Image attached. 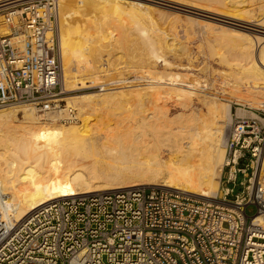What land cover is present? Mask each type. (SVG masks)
Instances as JSON below:
<instances>
[{"label": "built area", "instance_id": "built-area-1", "mask_svg": "<svg viewBox=\"0 0 264 264\" xmlns=\"http://www.w3.org/2000/svg\"><path fill=\"white\" fill-rule=\"evenodd\" d=\"M0 16V107L75 120L62 86L57 0L0 1ZM260 110L231 123L215 202L138 185L55 198L18 221L0 212V264H264Z\"/></svg>", "mask_w": 264, "mask_h": 264}, {"label": "bare ground", "instance_id": "bare-ground-1", "mask_svg": "<svg viewBox=\"0 0 264 264\" xmlns=\"http://www.w3.org/2000/svg\"><path fill=\"white\" fill-rule=\"evenodd\" d=\"M0 1H4V0H0ZM131 1H129V3ZM143 1L150 2L153 4L155 3V4L163 5V6H169V7L177 9L178 11L183 10L184 12L186 11L185 6H187L190 9L188 13H192V14L197 13L198 16H200L201 18H204V19H208L205 16V13H208L211 10L215 16L214 19H212V20L208 19V21H205L204 19L203 20L200 19L203 22V23H201V25L208 26V28H209L210 25L212 24L210 21L220 23L222 25L221 28H224L223 31H225L229 34H232L238 38L237 40L236 39L235 40L231 39L232 41L228 40V42L232 44L230 46L234 49L233 52L235 54L233 56H235L234 59H236L232 63V66H233L232 68H234V69L231 70L232 71L231 78L236 80L240 84H246L252 93L254 92V93H256V95L257 94L261 95L263 99L258 100L257 98L252 97V96H254V93L251 97L250 96L245 97V95H243V96L242 95H233V94L231 95L230 93L224 94V93L219 92V91L205 92V93H207L208 96L202 95L203 97L198 99L199 93L196 92L195 87H192L193 78L191 79L192 82H190L188 80V77L185 75L184 76V77H186L185 79H187L189 82L187 80L186 81L185 80H183V81L179 80V82L175 81L176 82L175 84L180 85L181 88L183 87L182 89H178L176 91V92L180 93L181 95L177 100H172L170 97L171 100L166 102V107L168 105L169 110L172 109L171 108L172 106H175V108H176V106L180 107V108H188V109L192 110V112L195 115L188 116V117H186V116L181 117V119L179 120L180 123L173 126V127H170V126L169 127H161V126L155 125L149 131V134H148L151 136H155V135L165 136L164 139H166V140H164V141H166L167 143H165L164 145H166L167 150L164 151L161 148H159V149H156L154 151H151V153H149L150 154L149 156H147L148 151L145 150V151H147L145 154L147 157L146 156L144 157V155H143V157L141 156L142 157L141 158V157H139L141 154H139L136 151V149L140 148L139 144H141V141L137 140L138 138H142L139 133L132 132V129L120 132L117 130H112L113 128L111 129L109 127L108 129L104 130V140L105 141L111 142V140L114 137L115 138L117 137V140H119L120 134L122 133L123 136H125V138L127 139V141L130 142V144L128 145L127 141L123 144V147L126 150H128V152H126V151L123 152L124 149H122V155H121L122 157L121 158L117 159V158L112 157V156L111 157L107 156V158L110 157L108 162L111 161V164H110L111 166L106 165L107 163L105 162L106 164H104V165L101 164V165L102 166L106 165V166L103 168L99 167V169L88 167V165L90 163L88 165H86L87 161L83 158L85 156H83L82 158L86 162L82 161L83 160L82 158H79L77 151L73 150L77 153H72V150L69 149L70 147H74L73 145L75 144L73 142L74 143L73 145H68L69 141L71 139H73L74 141L77 140L76 142H78V143H82V144H80V146L84 145L85 148L88 147L85 139L82 140L81 139L82 137H80L79 135H78V137H76L78 134V130L76 131L77 134L75 136V134H74L75 128H68L67 127L68 129H66V128L61 129V128L52 127V125L45 126L44 124L43 125L40 124V122L50 123V124H53V123L56 124L57 122L54 118L46 119L49 122L41 121V119L38 118V116L40 117V115H36L34 108L28 104H26V105L25 104L14 105V106H8L7 108H1L0 109V212H1L2 217L5 220H7V221H18V220L22 219L31 210L35 209L36 207L40 206L43 203L48 202L49 200H52L55 198H61V197H65V196H71V195L88 193V192L138 186V184L139 185H159L162 183L159 182L157 180V178L160 177L161 174L167 175V178H166V180L164 179V181H163L164 184L162 186L168 185V188L170 186V189H172V190L183 192L187 195H194L197 198H203V199H206L207 201H210V202H215L214 199L217 198L216 195L218 194L217 192L219 191V188L215 192L216 187H217V183L215 181H213V179H215V177L218 174L217 171L215 170L216 163H218L220 161V158L222 157V151H221V148L219 147V143L221 140L220 135L222 132V128L224 127V124H223L224 119H222V118H224L227 115L228 110H229V108H227L229 106L225 107L224 106L225 104L223 105L222 103L218 102L217 99L219 100L221 97V99L225 98L231 102L235 101V102L244 103L245 105H249V106L255 107L257 109H263L264 108V0L261 3H259V5L257 6L258 7V9H257L258 15H256V16H254L253 13H250V11L248 9L247 10H241L238 8L235 9L236 6L234 8H232L234 6L233 4H231V3H233L232 0H230L231 3L229 2V0L228 1L227 0H220V1L217 0L219 2V5H217V6L206 5L202 2H198V1H194V0H143ZM121 2L123 3V1H121ZM124 2H126V1H124ZM243 2H245V1H243ZM102 3H104L103 0H81V1H71V0L70 1L69 0L64 1L63 0V1H57L58 14H59V29H58V38H57L58 39L59 56H62V53H63V51H62V53H60V51L62 50L61 48H64V49L67 48V49L71 50L70 53H69V51L67 52L68 54L63 53L64 54L63 58H61L62 60H60L61 67H62L61 79L64 80V83H65V81H67L73 87L71 89H69L67 87L69 90H66V91H71V90H75V89H79V88L81 89L84 87L86 88L87 86L91 87L92 84H90L89 82L93 81L92 83H93V85H95L94 84L95 80H99L98 78L103 77L104 75L106 76V74L111 71V70H107V69L105 70L103 68H100L99 66L89 64L90 60L88 63L86 61V63L84 62L85 64H81L82 59H83L82 57H84V55H86V53H84L85 52L84 50L86 49V47L88 45V44H86V43H88V42H86L88 38L86 39L82 35V33H84V30H85L84 28H83L84 30L81 31L82 30V27H81V30H80L81 32H79V30L77 28L78 25L76 23H78L77 22L78 14L80 13V15H81V12L84 13V11L88 12L87 9L89 8V6H92V7L94 6L93 8L98 6L100 8L102 6ZM115 3L117 4V2H115ZM142 3H144V2H142ZM237 3H239V0ZM100 4H101V6H99ZM130 4H129V6H130ZM104 5H105V3H104ZM145 5H146V3H145ZM241 5H242V2H241ZM141 6H143V5L141 4ZM143 8L145 9V7H143ZM89 9H91V8H89ZM100 9H97V10L99 11ZM104 9H106V8H104ZM251 9H252V7H251ZM136 11H137V9H136ZM139 13L140 12H138V14ZM143 14H145V13H143ZM130 16L132 18V15H130ZM141 17H143V16H141ZM84 18H86V17H84ZM146 18H147V16H146ZM86 19H88V17ZM0 20H1V16H0ZM138 20L140 21L139 18H138ZM91 22H92V20H91ZM134 22H135L134 24L137 26V28L135 30H137L139 28L141 30L140 31L138 29L140 32H142V33L147 32V31H145V29L139 27L136 24L135 20H134ZM72 24H74V25L76 24V27H74V25H72ZM140 24H141V22H140ZM208 24H210V25H208ZM220 24H218V25L221 26ZM82 25H83V23H82ZM219 26H218V28H219ZM4 27H7V26L2 24L1 29L3 30ZM112 29H114V28H112ZM124 29H125V27H124ZM124 29H122V30H124ZM142 33H139L138 37L141 36V41L139 43L141 44V47L143 46V48H144L143 50L145 52L141 50L142 52H144L143 53L144 55L141 57H140V55L137 54L140 57L139 60H142L141 62H145V61L147 62V60L150 61L151 59H154L155 61H161L162 62V58H163L162 56L163 55L162 56L159 55L158 50L159 49H161V51L163 50L161 47L165 41L160 45L159 42H162V41H159V40H161V39H159L157 37L159 39L158 40L159 42H158V41L152 39V36L150 38L148 36L149 34L146 35L147 33L146 34H144V33L142 34ZM114 36H115V34L113 35V37ZM102 38L103 37H101L100 39L102 40ZM220 40H222V39H220ZM228 42L226 40L225 44H227ZM123 43H125V42H123ZM131 43H130V45H131ZM157 43H159V46ZM132 44H134V43H132ZM89 45H91V44H89ZM171 45H170V47H171ZM92 47H93V45H92ZM132 47H133V45H132ZM139 47H140V45H139ZM165 47H166V45H165ZM168 47H169V44H168ZM172 47H173V45H172ZM185 47H186V45H185ZM220 47H221V45H220ZM93 48L96 49V46L94 45ZM166 48H164V49H166ZM67 49H65V50H67ZM168 49H166V51ZM223 50L226 51L224 48H223ZM86 52H87V50H86ZM224 53L226 54V53H228V51L224 52ZM87 54H89V53L87 52ZM127 54H128V52H127ZM160 54H163V53H160ZM100 55L101 54L99 53V56ZM228 56H229V54H228ZM89 57L86 56V58H89ZM133 57H135V56H133ZM224 57H225V55H224ZM86 58L84 57V59H86ZM93 59H94V57H93ZM229 59L232 60V58H229ZM83 61H85V60H83ZM110 61H112V60H110ZM164 61H166L165 58H164ZM74 62L77 63V67H76V65H74L75 67H73L72 64H75ZM167 63H168V61H167ZM118 65H119V63H118ZM115 66L117 67V65H115ZM228 67H230V66H228ZM106 68H108V66ZM164 75H165V73H164ZM166 75L169 76V73L167 74V72H166ZM170 76H173V75H170ZM181 78H183V77L181 76ZM84 79H86V80H84ZM194 80H195V78H194ZM116 82L118 83L120 81L112 79L111 81H109L106 84V85L110 84V86L104 85L106 87L101 88V90L111 89L110 90L111 92H109V93H106V92L100 93L98 91L76 92V93H71L69 95H66L64 99H66L68 101L67 102L68 104L70 103L72 105H77V103H78L77 100H80L82 102V107H89V106L92 107V105H91L92 103H89L88 101L87 102L83 101V99H85V100L90 99V96L87 95L86 93H96L95 98H99V99L101 96L102 97L107 96L106 94H115L116 91H114V90L116 88L121 87V86H113V83H115V85H116ZM62 83H63V81H62ZM239 83H238V87L240 86ZM146 84H150V83H146ZM226 85H228V84H226ZM242 87H244V85ZM242 87L240 86V88H242ZM201 88H203V87H201ZM234 88H235V86H234ZM245 88H246V86H245ZM235 90L237 91V89H235ZM236 91H234V92H236ZM247 91H248V89H247ZM234 92L232 91L231 93H234ZM247 93L249 94V92H247ZM171 94L173 97H175V93H171ZM95 98H93V99H95ZM160 100H161V98H154L151 101V102H153V105H154L153 108L154 109H157V108L160 109L162 107L163 108L165 107V104H164L165 102L163 103V101H160ZM166 100H167V98H166ZM198 100H200L201 104H203L204 106L205 105L207 106V107H205V108H208L206 110H209L210 112H212L214 114L215 121L217 123H219V125H217V123L215 121L214 122L216 124L212 123V121H209L207 119V117L203 116L197 109H192V108H194V106L196 105ZM106 102H108V101L107 100L100 101L101 104H105ZM169 102H172V103L170 104ZM168 109L166 110V108H165L164 110H166V111L161 112V113H163V114L168 113V111H169ZM154 111L156 113L157 110H154ZM137 113H139V112H137ZM153 113H150L151 114L150 116H148L149 115L148 114L144 117H141L139 114V117L137 116L138 120L136 119L137 122H135V124L137 126L149 125L150 120L152 121V123L153 122L156 123L155 122L156 120L154 119L156 116ZM251 114H254V113L251 112ZM222 115L224 117H222ZM14 116L16 118H21V119H14ZM152 119H154L155 121H153ZM68 124H71V123H68ZM68 124H61V125H68ZM222 125H223V127H222ZM163 129H165V130H163ZM70 133H73V134L70 135ZM67 134H69V135H67ZM64 135L69 136L71 139L69 137L64 136ZM72 135H74L76 137V139L74 138V136L72 137ZM59 136H62V137L64 136V138L65 137L66 138L64 139V138L59 137ZM60 138H62V141H63V139L67 140V138H69L70 140L67 141V145H63L64 143H62V144L60 143V140H61ZM115 138H114V141H115ZM79 140H80V142H79ZM224 143H225V141H224ZM75 146L77 148V146L79 147V144H77V145L75 144ZM84 146H82V147H84ZM82 147L81 148L79 147V150L80 149L83 150L84 148H82ZM73 149H75V147ZM113 150H115L114 147H112V149L109 147L107 152L110 154L111 153L113 154ZM133 150L137 152V156L135 155L136 152H134L135 154H133ZM69 151L72 154L71 153L67 154V153H69ZM139 152L143 153V151L141 152V150ZM223 159H224V156L222 158V162H223ZM105 160H107V159H105ZM42 161H48V164H49V162H51L50 163L51 165L53 163H55V166H56L55 169L56 170L59 169L58 167H60V163H62L63 167L61 166V168H64V169H61L60 172H58V173L55 172V170H54L55 174H53V175L51 174L49 177H46V176L43 177L42 176V177H37L35 179L33 177V175H31V174H34L32 172L34 171V169H37V167L44 166V165H41ZM5 162H8V163H6L7 167L5 166L6 164L3 165L6 168H8L9 163L14 165V167L12 165H9V167L11 166L12 168H14V169L11 168L12 169L11 173L14 170V173H15V174H13V175H15L14 177H16V175H18V176L26 177V178H24L22 180L17 179V178H15V179L12 178L11 180H7V178L9 177V174H6V175H8V177L3 175V172L5 171V169H4L5 167H3L2 164ZM222 162L220 164V173H219L220 175H221V170H222ZM44 164H45V162H44ZM51 165H49V166H51ZM11 169H9V170H11ZM9 170H7V171L10 173ZM47 170L50 171V168L47 167ZM51 171H53V170H51ZM35 172L37 173V171H35ZM29 176H32L34 179L32 177H29ZM39 176H41V175L39 174ZM21 177H19V178H21ZM136 177L138 179L141 178L140 183H138L140 180L138 182H135V179L137 180ZM142 178H144V182H142V180H143ZM132 179L134 180V183H138V184L131 183L132 181H130V180H132ZM167 179H168V181H167ZM165 187H167V186H165ZM258 202L261 206H264V193L259 196ZM258 219H259V217L256 218V220H258Z\"/></svg>", "mask_w": 264, "mask_h": 264}, {"label": "rangeland", "instance_id": "rangeland-1", "mask_svg": "<svg viewBox=\"0 0 264 264\" xmlns=\"http://www.w3.org/2000/svg\"><path fill=\"white\" fill-rule=\"evenodd\" d=\"M57 1H63V0H57ZM64 1H68V0H64ZM71 1H81V0H71ZM111 1L112 2L114 1V2L112 3ZM121 1H123V3ZM124 1H126V2H124ZM129 1H131V0H116V1L115 0H110V1L109 0H103L105 5H104V3H102V6L100 4L99 6L102 7V8L100 7L101 9L98 6H96L95 8H93L94 6L93 7L89 6V8H91V9L88 8L87 9L88 12L84 11V13L81 12V15H80V13L78 14V19H77L78 23H76L78 25L77 28H78L79 32H81L85 29L84 33H82V35L86 39L88 38L86 41V42H88V43H86L88 45H87L86 49L84 48L85 49L84 53H86V55H84V57L86 58V56L87 57L90 56L89 58H86V59H84V57H82L83 59L81 58L82 59L81 64H85L86 61L88 63L90 60L89 64L99 66L100 68H103L105 70L106 69L111 70V71L106 74L107 77L104 75L103 77H100L101 79L98 78L100 81L95 80L94 81L95 85H93V83H92L93 81L89 82L90 84H92L91 87L87 86L86 88L84 87L81 89L79 88V89L68 91V93H66L65 96L69 95L71 93L85 92V91H98L100 93H104V92L109 93V92H111L110 91L111 89L101 90V88H104L108 85L110 86V84H108V85H106V84L109 81H111L112 79L120 81L118 83L116 82V85H115V83H113V86H121V87L116 88L114 90V91H116L115 94H106L107 96H103V97L101 96L100 99L95 98L96 93H86L87 95L90 96V99H87V100L83 99V101H85V102L88 101L89 103H92L91 104L92 107L91 106L82 107V102L80 100H77L78 101L77 105H72L70 103L68 104L67 103L68 101L65 99L67 106L75 109L76 119L73 121L62 122V121L56 120V122L58 124L57 123L56 124L55 123L50 124V123L40 122V124H42V125L43 124L45 126L52 125V127L61 128V129H63V128H66V129L75 128V132L73 131L75 136L77 134L76 131L78 130V134L76 137H78V135H79L80 137H82L81 138L82 140L85 139L86 143L88 145L87 148H85L84 145H82L84 147L80 146V144H82V143H78V142H76L77 140L74 141L69 136H67L69 134L64 135V136L69 137L71 140L69 138H67V140H64L66 137L64 138V136L63 137L59 136V137L64 138L63 141H62V138H60L61 139L60 143L61 144L64 143L63 145H67V141L70 140L71 142L69 141L68 145H73L75 143L76 145L79 144L80 148L81 147L84 148L83 150L82 149L79 150V147L77 146V148H76V146L74 144L73 146L75 147V149H73L74 147H70L69 149L72 150V153L78 152L79 158H82L83 156H85L83 158L87 162L84 161L83 158H82L83 159L82 161L86 162V165H88L90 163L88 165V167H91V168L99 169V167L103 168L106 165H110L111 161L108 162L110 157L112 156V157H115L117 159L121 158L122 157L121 156L122 155V149H124L123 152H125V151L128 152V150H126L123 147V144L127 141V139L125 138V136H123L122 133L120 134L119 140H117V137L116 138L114 137L115 141L113 138L111 140V142L104 140V130L108 129L109 127L111 129L113 128L112 130H117L120 132L132 129V132L139 133L142 138H138L137 140L141 141V144H139V146H140L139 149L141 150V152L143 151V153H140L139 152L140 150L136 149V151L139 154H141L140 156L138 155L139 157H141V156L143 157V155L145 157L146 156L145 154L147 151H148L147 156H149L150 155L149 153H151V151H154V150L159 149V148L166 151L167 148H166V145H164L165 143H167L166 141H164V140H166V139H164L165 136H159V135L151 136L148 134H149V131L155 125L161 126V127H169V126L173 127V126L180 123L179 120L181 119V117H183V116L188 117V116L195 115L192 112V110H190L188 108H180L177 106L175 108V106H172L171 107L172 109L169 110L168 109L169 106L167 105V107H166V102H168L171 99L177 100L180 97L181 94L176 92V91L178 89H182L183 87L181 88L180 85L175 84L176 83L175 81H178V82H179V80L180 81H183V80L186 81L187 79H185L186 78V77H184L185 75L188 77V80L190 82H192L191 79L193 78V84L194 85L192 84V87H195L196 92L199 93L198 99L202 98L203 97L202 95H207V93H205V92H211V91H219V92H222L224 94L230 93L231 95L232 94L233 95H242V96L245 95V97H249V96L251 97L254 93V92L252 93L250 91V89L248 88V86L246 84H240L239 82H237L236 80L231 78V76H232L231 70L234 69V68H232L233 67L232 63L236 59H234L235 56H233L235 54L233 52L234 49L230 46L232 44L229 43L228 40L232 41L235 39L237 40L238 38L232 34H229L225 31H223L224 28H221L222 25L220 23H216L214 21L209 20L212 23L211 25L208 24V25H210L211 28L210 27L208 28V26L201 25V23H203V22L200 19L203 20L204 18H201L200 16H198L197 13H193V14L188 13L190 9L187 6H185V9L187 12L186 11L184 12L183 10L178 11L177 9L169 7V6L158 5L155 3L153 4L150 2H145L143 0H134V1L132 0L130 2L131 4L129 3ZM194 1L202 2L206 5H213V6L219 5V2L217 0H194ZM232 1H233V3H231L229 0V2L234 5V6L232 5L233 6L232 8H234L236 6L235 9L236 8L241 9V10H247L248 9L250 11V13H253L254 16H256V15H258L257 14L258 13V10H257L258 7L257 6L263 0H252V1L251 0L250 1L249 0H239V3H237L238 0H232ZM243 1H245V2H243ZM115 2H117V4ZM142 2H144V3H142ZM241 2H242V5H241ZM140 3L143 6H141ZM145 3L147 6L145 5ZM129 4H130V6H129ZM143 7H145V9ZM251 7H252V9H251ZM104 8H106V9H104ZM135 8L137 9V11ZM97 9H100L101 11L100 10L98 11ZM141 11L145 14H143ZM138 12H140V13L138 14ZM130 15H132V18ZM145 15L147 16V18ZM141 16H143V17H141ZM205 16L211 20L214 19V17H215L214 13L211 10L208 13H205ZM84 17H86V18L88 17V19H86ZM138 18L140 19V21L138 20ZM208 19H204V20L208 21ZM91 20H92V22H91ZM134 20L136 21V24L139 27L145 29V31H147V32L149 31L148 33L146 32L147 34L143 32L144 34H146V35L149 34L148 36L150 38L152 36V39H154L156 41L161 39L159 41H162V42L158 41L160 43V45L164 41L166 42V43L164 42L162 44L161 48L163 50L162 51H161V49L158 50L159 55H161V56L163 55L162 56L163 57L162 62L161 61H155L154 59H151L150 61L147 60V62L146 61L141 62L142 60H139L140 57L144 55L143 53L145 51L143 50L144 49L143 46L141 47V44L139 43L141 41V36L138 37V34L142 33V32H140L141 30L139 28L138 29L140 31L138 29L135 30L137 28V26L134 24L135 23ZM140 22H141V24H140ZM82 23H83V25H82ZM76 24L75 25L72 24V25H74V27H76ZM218 24H220L221 26H219ZM218 26H219V28H218ZM81 27H82V30H81ZM124 27H125V29H124ZM112 28H114V29H112ZM122 29H124V30H122ZM3 31L7 32L8 28L4 27ZM112 34L113 35L115 34V36L113 37ZM99 37L100 38L103 37L102 40ZM220 39H222V40H220ZM224 40L225 41L227 40V42L229 44L228 43L225 44ZM123 42H125V43H123ZM131 42L134 44H132ZM130 43H131V45H130ZM159 43H157L158 46H159ZM170 43L173 45V47ZM89 44H91V45H89ZM168 44H169V47H168ZM92 45H93V47L95 45L97 50L95 48H93ZM132 45H133V47H132ZM139 45H140V47H139ZM165 45L167 48L165 47ZM170 45H171V47H170ZM185 45H186V47H185ZM220 45H221V47H220ZM163 47L166 49H168V48L169 49L166 51V49H164ZM223 48L226 51H224ZM61 49L62 50L60 51V53H62V51L64 54H68L67 53L68 51H69V53L71 52V50H69L67 48H65L67 50H65L64 48H61ZM86 50L89 54H87ZM141 50L144 52H142ZM97 51L101 54L100 56H99V53ZM227 51H228V53L225 54L224 52H227ZM127 52H128V54H127ZM63 53H62V56H60V60H62L61 58H63V55H64ZM160 53H163V54H160ZM137 54L140 55V57ZM228 54H229V56H228ZM224 55H225V57H224ZM133 56H135V57H133ZM93 57H94V59H93ZM228 57L232 58V60L229 59ZM164 58L166 59V61H164ZM83 60H85V61H83ZM110 60H112V61H110ZM167 61H168V63H167ZM74 63L75 64H72L73 67H75L74 65H76V67H77V63L76 62H74ZM118 63H119V65H118ZM115 65H117V67ZM107 66L109 69L106 68ZM228 66H230V67H228ZM166 72H167V74L169 73V76L166 75ZM164 73L166 76L164 75ZM170 75H173V76H170ZM181 76L183 78H181ZM194 78H195V80H194ZM84 80H86V79H84ZM62 81H63V83H62L63 90L66 91V90L73 88L67 81H65V83H64V80H62ZM146 83H150V84H146ZM238 83L241 87L243 85H244V87H242V88H240V86L238 87ZM226 84H228V85H226ZM104 85H106V86H104ZM234 86H235V88H234ZM245 86H246V88H245ZM201 87H203V88H201ZM235 89H237V91ZM247 89H248V91H247ZM232 91L233 92L236 91V92L231 93ZM247 92H249L250 95ZM171 93H175V97H173ZM258 95L259 94L256 95V93H254V96H252V97L257 98L258 100H262L263 99L262 96L261 95L258 96ZM170 97H171V99H170ZM93 98H95V99H93ZM154 98H161L160 101H163V103L165 102L164 103L165 107L164 108L162 107L160 109L159 108L154 109L153 108L154 107L153 102H151ZM166 98H167V100H166ZM105 100H107L108 102H106L105 104L100 103V101H105ZM217 101L222 103L223 105L225 104L224 105L225 107L229 106V107H227V108H229V110H228V113L225 117L222 115V117H224V118H222V119H224L223 120L224 121L223 122L224 127L222 125L223 128H222V132L220 135L221 140L219 143V147L221 148V151H222V157L220 158V161L218 163H216V167H215V170L218 173L217 176L215 177V179H213V181H215L217 183V187H216L215 192L219 188L220 164L222 162V158H223L224 152H225L224 141L227 137V133L230 129L231 123L234 120L235 116L255 117L256 115H258V116L262 115V111L260 109H257L255 107H252L249 105H245L244 103L235 102V101L231 102L225 98L221 99V97L219 100L217 99ZM169 103L171 104L172 102H169ZM7 107H0V109L1 108H7ZM205 107H207V106L206 105L204 106L203 104H201L200 100H198V102L196 103V105L192 109H197L203 116H206L209 121H212V123L216 124L217 122L215 121L214 114L212 112H210L209 110H206L208 108H205ZM165 108H166V110L167 109L169 110L168 113H164V114L161 113V112L166 111V110H164ZM154 110H157L156 113ZM137 112H139V113H137ZM251 112L254 114H251ZM150 113H153L156 116L154 118L156 121L154 119H152L156 123H154V122L152 123V121L149 119L150 120L149 121L150 124L148 123L149 125L137 126L135 124V122H137V120H138L139 114L141 117H144L148 114H149L148 116H150L151 115ZM36 115H39V114L36 112ZM38 118L41 119V121L49 122L46 119L41 118V116L40 117L38 116ZM14 119H21V118H16L14 116ZM68 123H71V124H68ZM61 124H68V125H61ZM217 125H219V123H217ZM163 130H165V129H163ZM71 134H73V133H70V135ZM73 136L74 135H72V137ZM75 136H74V138L76 139ZM79 142H80V140H79ZM129 144H130V142H128V145ZM109 147L111 149H112V147H114V149H115V150H113V154L111 153L112 155L107 152ZM73 150H75L77 152H75ZM145 150H147V151H145ZM136 151L133 150V154H135L134 152H136ZM137 152L135 154L136 156H137ZM70 153L71 152L69 151V153H67V154H70ZM107 156H110V157L107 158ZM105 159H107V160H105ZM42 162H41V165H44V166L37 167V169H34V171L32 172L34 174H31V175H33V177L35 179L37 177H42V176L43 177H45V176L49 177L51 174L53 175V174H55V172L58 173V172H60L61 169H64V168H61V166L63 167L62 163H60V167H58L59 169L56 170L55 169V167H56L55 163H53L52 164L53 166H52L50 164L51 162H49V164H48V161H42ZM44 162H45V164H44ZM6 163H8V162L3 163L2 166L5 165ZM101 164L102 165L106 164V165L102 166ZM9 165H12V164L9 163ZM9 165H8V168H6L7 164L5 165L6 167L3 166V167H5L4 168L5 171L3 172V175L8 177V175H6V174H9V177L8 178L6 177L7 180H11L12 178H14V179L17 178V179L22 180V179L26 178V177H21L18 175H16V177H14L15 176V175H13V174H15L14 170L11 173L12 169H14V168H12L11 166L9 167ZM49 165H51V166H49ZM12 166L14 167V165H12ZM47 167L50 168V171L47 170ZM6 169L7 170L11 169V170H9L10 173ZM51 170H53V171H51ZM54 170H55V172H54ZM35 171H37V173ZM39 174L41 176H39ZM19 177H21V178H19ZM29 177H32V176H29ZM166 178H167V175L161 174L160 177L157 178V180L162 183L159 185H163L164 184L163 181H164V179L166 180ZM142 179H143L142 182H144V178H142ZM130 181H132L131 183H134L133 179ZM167 181H168V179H167ZM135 182L140 183L141 178H139V179L137 178V180L135 179ZM138 183H134V184H138ZM164 186L168 187V185H164ZM229 186H232V184H230ZM169 188H170V186H169ZM238 191H239V187L237 185H234V192H238ZM217 193H218V196L221 195L220 191H218ZM246 213L248 215L254 214L255 213V207L253 205L247 206L246 207Z\"/></svg>", "mask_w": 264, "mask_h": 264}]
</instances>
